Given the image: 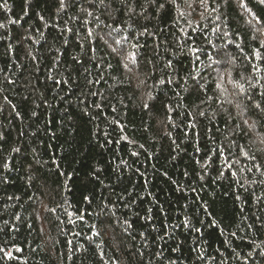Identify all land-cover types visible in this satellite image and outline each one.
<instances>
[{"label":"trees","instance_id":"trees-1","mask_svg":"<svg viewBox=\"0 0 264 264\" xmlns=\"http://www.w3.org/2000/svg\"><path fill=\"white\" fill-rule=\"evenodd\" d=\"M0 25V264H264V0Z\"/></svg>","mask_w":264,"mask_h":264},{"label":"snow or ice","instance_id":"snow-or-ice-1","mask_svg":"<svg viewBox=\"0 0 264 264\" xmlns=\"http://www.w3.org/2000/svg\"><path fill=\"white\" fill-rule=\"evenodd\" d=\"M241 6H242V7H245V5H243V4H242ZM0 26H2V25H0Z\"/></svg>","mask_w":264,"mask_h":264}]
</instances>
